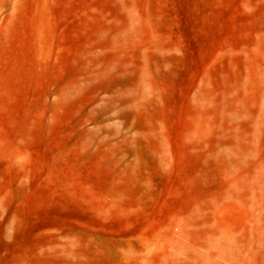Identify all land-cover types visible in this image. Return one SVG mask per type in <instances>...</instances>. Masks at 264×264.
Returning a JSON list of instances; mask_svg holds the SVG:
<instances>
[{
    "label": "rangeland",
    "instance_id": "1",
    "mask_svg": "<svg viewBox=\"0 0 264 264\" xmlns=\"http://www.w3.org/2000/svg\"><path fill=\"white\" fill-rule=\"evenodd\" d=\"M0 264H264V0H0Z\"/></svg>",
    "mask_w": 264,
    "mask_h": 264
}]
</instances>
